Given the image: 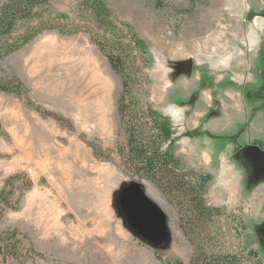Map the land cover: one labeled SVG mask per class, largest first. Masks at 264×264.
<instances>
[{
  "label": "rangeland",
  "instance_id": "obj_1",
  "mask_svg": "<svg viewBox=\"0 0 264 264\" xmlns=\"http://www.w3.org/2000/svg\"><path fill=\"white\" fill-rule=\"evenodd\" d=\"M106 1L149 61L138 98L187 168L211 175L206 204L224 217L212 235L125 167L120 77L87 35L48 32L0 64L29 90L0 93V192L13 191L0 234L20 233L26 264H190L206 243L264 264V0ZM77 3L51 11L73 19ZM18 175L30 186L7 184Z\"/></svg>",
  "mask_w": 264,
  "mask_h": 264
},
{
  "label": "trees",
  "instance_id": "obj_2",
  "mask_svg": "<svg viewBox=\"0 0 264 264\" xmlns=\"http://www.w3.org/2000/svg\"><path fill=\"white\" fill-rule=\"evenodd\" d=\"M54 1L7 0L2 5L0 64L45 33L56 32L67 37L87 35L122 82L117 109L127 134V149L120 150L125 167L156 185L168 199L172 198L186 207L206 231L213 235L224 214L221 209L206 204V188L212 179L211 175L204 174L203 170L187 168L184 161L168 147V130L156 112L147 108L138 98L141 87L147 82L146 69L149 61L145 59L146 53L140 47L133 28L115 16L106 0H78L73 19L65 15L56 16L51 11ZM0 93L26 98L29 90L18 76L9 74L0 78ZM1 130L0 124V132ZM16 182L30 186L25 175L12 177L7 184H12L13 187ZM10 194L13 195V191ZM11 195L6 196L5 190L0 192L5 208H13ZM180 214L184 224L183 213ZM18 235L20 233L16 230L0 234V255L3 256L4 264L10 258L17 260L19 264L27 263V257L22 259L24 255L21 249H24V243ZM210 247V243L198 246L190 264H244L249 260L243 253L215 252Z\"/></svg>",
  "mask_w": 264,
  "mask_h": 264
},
{
  "label": "bare ground",
  "instance_id": "obj_3",
  "mask_svg": "<svg viewBox=\"0 0 264 264\" xmlns=\"http://www.w3.org/2000/svg\"><path fill=\"white\" fill-rule=\"evenodd\" d=\"M207 30V29H206ZM224 32H226V30L225 31H223V33ZM228 36V35H227ZM229 37V36H228ZM201 39V38H200ZM203 39V38H202ZM199 40V39H198ZM201 42V41H200ZM209 104V103H208ZM106 189V188H105ZM109 191V190H108ZM104 193H106V192H104ZM109 194V193H108ZM105 197H106V195H105ZM108 206V205H107ZM58 238V237H57ZM104 254V253H103ZM104 259H106V260H109V261H111L112 262V264H119V261L117 260V259H115V257H114V255L113 254H110V253H105V257H103Z\"/></svg>",
  "mask_w": 264,
  "mask_h": 264
},
{
  "label": "crops",
  "instance_id": "obj_4",
  "mask_svg": "<svg viewBox=\"0 0 264 264\" xmlns=\"http://www.w3.org/2000/svg\"><path fill=\"white\" fill-rule=\"evenodd\" d=\"M171 149V148H170ZM173 151H174V153L177 155V153L175 152V150L174 149H172ZM178 156V155H177ZM182 159V158H181ZM183 160V159H182ZM184 161V160H183ZM184 163L186 164V162L184 161ZM186 166H188L187 164H186ZM191 168H194V167H191Z\"/></svg>",
  "mask_w": 264,
  "mask_h": 264
},
{
  "label": "water",
  "instance_id": "obj_5",
  "mask_svg": "<svg viewBox=\"0 0 264 264\" xmlns=\"http://www.w3.org/2000/svg\"><path fill=\"white\" fill-rule=\"evenodd\" d=\"M262 160H263V162H264V159H263V158H262ZM262 160H261V161H262ZM262 170H264V166H263Z\"/></svg>",
  "mask_w": 264,
  "mask_h": 264
}]
</instances>
